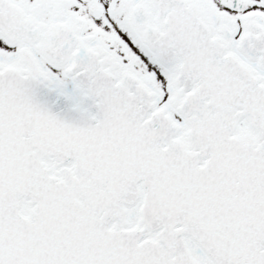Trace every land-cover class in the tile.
Returning a JSON list of instances; mask_svg holds the SVG:
<instances>
[{
  "label": "snow or ice",
  "instance_id": "obj_1",
  "mask_svg": "<svg viewBox=\"0 0 264 264\" xmlns=\"http://www.w3.org/2000/svg\"><path fill=\"white\" fill-rule=\"evenodd\" d=\"M0 264H264V0H0Z\"/></svg>",
  "mask_w": 264,
  "mask_h": 264
}]
</instances>
